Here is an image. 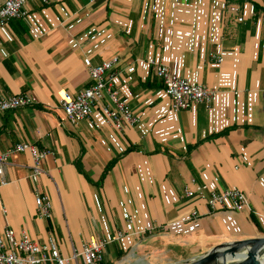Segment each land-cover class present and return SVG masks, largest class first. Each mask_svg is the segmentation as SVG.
<instances>
[{
    "label": "crops",
    "instance_id": "1",
    "mask_svg": "<svg viewBox=\"0 0 264 264\" xmlns=\"http://www.w3.org/2000/svg\"><path fill=\"white\" fill-rule=\"evenodd\" d=\"M26 9L27 19L0 26V88L38 103L0 112V152L21 142L50 151L39 187L52 217L38 214L31 155L13 153L0 188V234L55 237L70 256L92 236L135 232L110 244L100 264L160 251L169 261L162 264H183L264 236V0H30ZM115 56L116 87L140 123L118 131L96 109L98 126L71 124L57 91L89 86L90 67ZM151 58L217 97L172 112ZM193 180L240 188L250 209L211 211L200 197L185 198ZM194 209L201 216L192 219Z\"/></svg>",
    "mask_w": 264,
    "mask_h": 264
},
{
    "label": "built area",
    "instance_id": "2",
    "mask_svg": "<svg viewBox=\"0 0 264 264\" xmlns=\"http://www.w3.org/2000/svg\"><path fill=\"white\" fill-rule=\"evenodd\" d=\"M29 1L5 0L0 7V26L7 25L13 19H27L26 4ZM41 1L46 3L49 0ZM231 10L237 12L239 8L232 7ZM238 20L242 22L244 18L239 17ZM211 57L218 63L222 61V58L215 54H211ZM148 62L153 68L154 75L162 82L174 113L189 109L196 104L210 106L219 93L217 89L208 85L197 84L187 78L174 76L168 65L154 58L149 59ZM118 63L119 57L115 56L110 60L91 66L89 69L91 84L76 93L65 89L57 91L59 104L71 124L76 125L89 120L93 125L98 126L97 121L93 119L96 109H100L107 124L118 131H123L126 127H136L140 123V117L116 87L117 75L114 69ZM37 103L38 98L34 94H6L0 88V112ZM23 152L29 153L32 158L29 177L33 184L38 214L44 218H51L53 208L51 198L39 187L41 176L46 174L44 162L50 154L49 150L40 149L33 143L21 142L0 152V188L7 183L5 168L10 162L11 155ZM193 182L195 183L193 188L184 187V197L189 199L200 197L207 203L211 211L225 209L231 212H241L250 209L249 196L238 187L232 186L218 191L207 183L200 184L194 180ZM200 216L201 213L197 209L191 211L192 219ZM128 221L133 222L132 217ZM152 230L153 227H148L137 233L144 234ZM133 233L135 232L129 233L120 230L109 238L92 236L83 244L81 251L74 250L72 255L66 256L61 252L55 237L38 241L25 231L17 234L14 229L7 228L3 234H0V264H76L79 257L83 264H100L110 244L121 241Z\"/></svg>",
    "mask_w": 264,
    "mask_h": 264
},
{
    "label": "water",
    "instance_id": "3",
    "mask_svg": "<svg viewBox=\"0 0 264 264\" xmlns=\"http://www.w3.org/2000/svg\"><path fill=\"white\" fill-rule=\"evenodd\" d=\"M183 264H264V236L222 243Z\"/></svg>",
    "mask_w": 264,
    "mask_h": 264
},
{
    "label": "rangeland",
    "instance_id": "4",
    "mask_svg": "<svg viewBox=\"0 0 264 264\" xmlns=\"http://www.w3.org/2000/svg\"><path fill=\"white\" fill-rule=\"evenodd\" d=\"M187 253V252H186ZM189 254V253H187ZM123 257V256H122ZM164 252H138L137 254L130 253L129 255L126 254L124 258H119L117 260V264H162V263H169L166 259Z\"/></svg>",
    "mask_w": 264,
    "mask_h": 264
},
{
    "label": "trees",
    "instance_id": "5",
    "mask_svg": "<svg viewBox=\"0 0 264 264\" xmlns=\"http://www.w3.org/2000/svg\"><path fill=\"white\" fill-rule=\"evenodd\" d=\"M114 162V161H113ZM112 168V163L108 165V167L105 169L103 176H105L107 174V172ZM124 253H121V255H119V257H122ZM105 264V263H102Z\"/></svg>",
    "mask_w": 264,
    "mask_h": 264
}]
</instances>
